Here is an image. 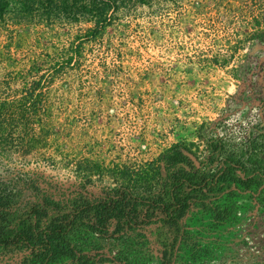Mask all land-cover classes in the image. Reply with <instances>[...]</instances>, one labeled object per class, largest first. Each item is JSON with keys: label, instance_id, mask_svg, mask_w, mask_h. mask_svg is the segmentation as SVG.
Returning a JSON list of instances; mask_svg holds the SVG:
<instances>
[{"label": "rangeland", "instance_id": "obj_1", "mask_svg": "<svg viewBox=\"0 0 264 264\" xmlns=\"http://www.w3.org/2000/svg\"><path fill=\"white\" fill-rule=\"evenodd\" d=\"M25 23L0 21V183L18 209L81 185L98 194L177 143L253 141L259 185L220 201L224 221L192 208L172 264H264V0H133L95 37L82 17ZM32 81L41 102L22 111ZM84 248L108 259L97 264H160L154 225Z\"/></svg>", "mask_w": 264, "mask_h": 264}, {"label": "trees", "instance_id": "obj_2", "mask_svg": "<svg viewBox=\"0 0 264 264\" xmlns=\"http://www.w3.org/2000/svg\"><path fill=\"white\" fill-rule=\"evenodd\" d=\"M129 1L0 0V21L53 25L61 18L82 17L94 25L87 31L95 37ZM34 82L25 84L22 111L34 112L41 102ZM10 107L9 102L0 103V132ZM207 150L201 160L191 144L177 143L150 162L116 172V184L98 194L81 185L63 200L41 194L23 210L18 209L15 191L0 183V255L18 256V264H97L108 259L84 248L89 236L121 235L154 225L160 264H172L186 235L183 219L192 208L224 221L230 212L220 201L259 185L257 169L241 155L226 154L220 140H209Z\"/></svg>", "mask_w": 264, "mask_h": 264}, {"label": "flooded vegetation", "instance_id": "obj_3", "mask_svg": "<svg viewBox=\"0 0 264 264\" xmlns=\"http://www.w3.org/2000/svg\"><path fill=\"white\" fill-rule=\"evenodd\" d=\"M252 37H253V38H258V37H260V35L257 33L256 35H253ZM209 140H220L221 143L224 145V150H225V153H226V154H236V155H241V156H242V159H243L244 161H247V165H248V166H252V167H254V168L257 169L256 172H255V175H257V177H255V178H256V179L258 180V182H259V180L262 178L263 175H262V173H261V171H260V169H259V167H258V164H257L256 160H255L254 157H253V152H256L255 145H254L253 141H250L249 144H246V145L242 148L243 151H241V153H234V152H228V151H227V149H226V147H225V144L223 143V141H222L221 138H219V137H212V138H210V139H208V140H206V141L204 142V145H203L201 151L195 149V150L199 151L198 154H199V157H200L201 160H202L205 156L208 155L207 142H208ZM193 150H194V149H193ZM195 150H194V151H195ZM257 173H258V174H257ZM248 190H249V189H248ZM240 191H246V190H240ZM240 191H238V192H240Z\"/></svg>", "mask_w": 264, "mask_h": 264}]
</instances>
